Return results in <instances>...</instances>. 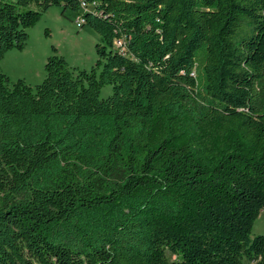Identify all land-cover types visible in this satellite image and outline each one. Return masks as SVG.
Here are the masks:
<instances>
[{"label": "trees", "instance_id": "1", "mask_svg": "<svg viewBox=\"0 0 264 264\" xmlns=\"http://www.w3.org/2000/svg\"><path fill=\"white\" fill-rule=\"evenodd\" d=\"M52 6L96 64L12 81ZM263 209L264 0H0V264H264Z\"/></svg>", "mask_w": 264, "mask_h": 264}, {"label": "rangeland", "instance_id": "2", "mask_svg": "<svg viewBox=\"0 0 264 264\" xmlns=\"http://www.w3.org/2000/svg\"><path fill=\"white\" fill-rule=\"evenodd\" d=\"M78 14L63 6H52L35 26L29 29L30 38L24 50L12 49L1 61L2 70L12 81L24 78L36 85L46 76L47 58L54 53L53 47L65 56L72 68L90 70L98 59L96 44L101 35L88 24L78 27ZM113 92L112 85L103 87L101 97ZM264 234V209L254 222L252 237ZM242 264H256L244 257Z\"/></svg>", "mask_w": 264, "mask_h": 264}, {"label": "built area", "instance_id": "3", "mask_svg": "<svg viewBox=\"0 0 264 264\" xmlns=\"http://www.w3.org/2000/svg\"><path fill=\"white\" fill-rule=\"evenodd\" d=\"M84 23H85V19L83 18V17H81V16H78L77 17V22H76V24H77V26L78 27H82L83 25H84ZM116 44L118 45V46H120V45H122L123 43H122V41H116Z\"/></svg>", "mask_w": 264, "mask_h": 264}]
</instances>
